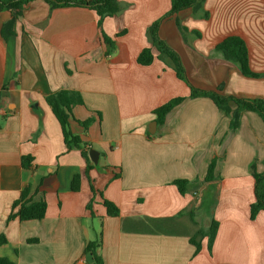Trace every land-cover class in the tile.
<instances>
[{
    "label": "crops",
    "instance_id": "1",
    "mask_svg": "<svg viewBox=\"0 0 264 264\" xmlns=\"http://www.w3.org/2000/svg\"><path fill=\"white\" fill-rule=\"evenodd\" d=\"M120 12L106 18L104 33L95 11L52 8L32 1L13 28L0 12V258L15 264H95L85 254L101 233L103 264H264V211L251 219L255 202L253 166L264 172V123L258 113L226 115L191 90L173 68L155 59L137 62L152 46L148 30L171 9V0H119ZM181 57L198 88H220L225 96L262 98L264 77L241 74L216 46L242 37L250 68L264 74V0H204L165 19L159 30ZM69 90L80 94L72 132L82 150L69 148L46 98ZM187 98L158 124L154 110L171 99ZM94 123L84 129L78 122ZM154 122L157 125H154ZM32 157L29 168L22 159ZM216 160L215 179L205 182ZM80 177L79 191L72 190ZM176 180L189 185L181 194ZM94 187V191L92 190ZM42 198V220L8 221L25 188ZM103 199L119 216L109 217ZM90 206V209L88 208ZM218 222L208 248L192 240Z\"/></svg>",
    "mask_w": 264,
    "mask_h": 264
},
{
    "label": "trees",
    "instance_id": "2",
    "mask_svg": "<svg viewBox=\"0 0 264 264\" xmlns=\"http://www.w3.org/2000/svg\"><path fill=\"white\" fill-rule=\"evenodd\" d=\"M34 0H0V12L9 11L12 14V20L3 26V31L13 28L18 17L22 16L28 5ZM53 9L61 7H84L96 12L98 16V27L101 31L103 40L112 46L113 41L103 31V22L106 18L113 17L120 12L119 0H44ZM204 0H171L170 11L153 23L149 28V38L152 46L145 48L138 56L137 62L142 66L151 65L155 59L164 61L175 71L177 77L185 82L191 90L190 98L207 97L210 98L215 105L226 115L231 113L230 102L237 106L231 120V129L238 126L239 114L243 110L253 111L259 114L264 123V100L262 98H238L235 96H225L221 93V89L206 90L196 87L190 80L184 68L180 55L172 49L163 39H161L159 30L165 19L175 16L179 12L186 9L198 8ZM216 50L223 53L226 60L236 63L239 66L242 75L251 78H261L264 74H258L250 68L249 49L245 40L240 36H229L216 46ZM187 98L178 97L171 99L167 103L154 110L158 124H162L166 116L177 106L181 105ZM46 101L51 107L55 117L59 121L65 144L69 147H76L82 150V154L88 162L87 170L91 169L89 149L82 148V140L71 130V121L75 120L73 108L82 105L83 100L78 92L62 90L50 94ZM85 130L93 123L94 119L89 118L85 121L78 122ZM23 166L29 168L32 163V157L25 156L22 159ZM216 160H214L208 170L205 182L213 181L215 177ZM253 175L255 178V202L251 205V219L254 220L257 214L264 211V172L259 173L253 166ZM175 185L179 188L181 194H185L190 184L187 180H176ZM80 177L73 179L72 190L77 192L80 188ZM94 191V187L92 186ZM31 189L25 188L19 199L13 203L12 211L8 221L19 219L20 221L42 220L47 212V203L44 198L40 201H32L30 198ZM103 205L106 207L109 217H117L120 214L119 208L112 202L103 199ZM90 209V206H88ZM218 222L213 219L207 231L199 230L198 236L192 240V244L196 248V253L201 250L200 239L208 237V248L212 250V246L218 230ZM7 243L4 235L0 236V246ZM102 246L101 233L98 234L96 240L90 241L86 247L85 254L88 255L95 264H103L102 257L99 253ZM0 264H15L8 258H0Z\"/></svg>",
    "mask_w": 264,
    "mask_h": 264
},
{
    "label": "water",
    "instance_id": "3",
    "mask_svg": "<svg viewBox=\"0 0 264 264\" xmlns=\"http://www.w3.org/2000/svg\"><path fill=\"white\" fill-rule=\"evenodd\" d=\"M154 125L156 126L157 123L154 122ZM89 155L92 160H96L97 154L93 150H90Z\"/></svg>",
    "mask_w": 264,
    "mask_h": 264
}]
</instances>
